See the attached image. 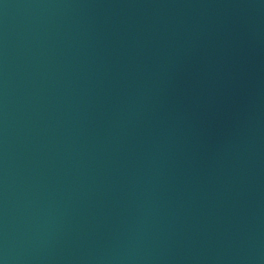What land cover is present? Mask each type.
Segmentation results:
<instances>
[{
  "label": "water",
  "instance_id": "1",
  "mask_svg": "<svg viewBox=\"0 0 264 264\" xmlns=\"http://www.w3.org/2000/svg\"><path fill=\"white\" fill-rule=\"evenodd\" d=\"M0 264H264V0H0Z\"/></svg>",
  "mask_w": 264,
  "mask_h": 264
}]
</instances>
